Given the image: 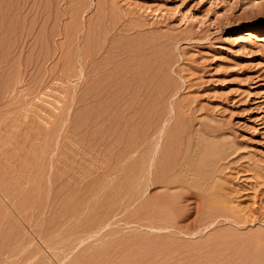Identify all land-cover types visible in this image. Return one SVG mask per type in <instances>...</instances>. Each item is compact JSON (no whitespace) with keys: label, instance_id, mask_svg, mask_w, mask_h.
<instances>
[{"label":"rangeland","instance_id":"obj_1","mask_svg":"<svg viewBox=\"0 0 264 264\" xmlns=\"http://www.w3.org/2000/svg\"><path fill=\"white\" fill-rule=\"evenodd\" d=\"M0 4V264H264V0ZM123 118L171 119L146 163L212 133L233 153L216 194L135 203Z\"/></svg>","mask_w":264,"mask_h":264},{"label":"bare ground","instance_id":"obj_2","mask_svg":"<svg viewBox=\"0 0 264 264\" xmlns=\"http://www.w3.org/2000/svg\"><path fill=\"white\" fill-rule=\"evenodd\" d=\"M1 1V0H0ZM3 1V0H2ZM6 1V0H5ZM1 5V4H0ZM1 11V10H0ZM2 16V15H1ZM98 53V52H97ZM87 55V54H86ZM92 55V54H91ZM82 56V55H81ZM93 56V55H92ZM89 57V56H88ZM92 59V58H91ZM90 59V60H91ZM80 63V62H79ZM89 63V62H88ZM88 63H86L87 64V66H89L88 65ZM82 64V63H81ZM90 64V63H89ZM82 66V65H81ZM84 66V65H83ZM85 67H86V65H85ZM90 67H91V65H90ZM84 68V67H83ZM86 68H88V67H86ZM86 68L85 69H83L84 71H88V69L86 70ZM163 68V67H162ZM70 69V68H69ZM68 69V70H69ZM71 70V69H70ZM93 70V69H92ZM83 71V72H84ZM94 71V70H93ZM98 71V70H97ZM64 72V71H63ZM90 72V71H89ZM88 72V73H89ZM140 72V71H139ZM144 72V71H143ZM160 72V71H159ZM135 73V72H134ZM138 73V72H137ZM137 73H135L134 74V76L137 74ZM146 73V72H145ZM66 74V73H65ZM86 74V76H87V72L85 73ZM85 74H83V75H85ZM91 74V73H90ZM146 75V74H145ZM84 77V76H83ZM89 76H87L86 78H88ZM78 78V77H77ZM135 78V77H134ZM104 79V78H103ZM70 80V79H69ZM86 80H90L89 78L88 79H86ZM86 80H84V82L86 81ZM159 80V79H158ZM82 82H83V80H82ZM113 82V81H112ZM157 82V81H156ZM68 83V82H67ZM110 83V82H109ZM137 83V82H136ZM113 84V83H112ZM143 84H144V82H143ZM111 85V84H110ZM116 85V84H115ZM78 86V85H77ZM101 86V85H100ZM112 87H113V85H111ZM111 86H109V87H111ZM154 86V85H153ZM107 87V86H106ZM135 87V86H134ZM136 87H137V84H136ZM97 88V87H96ZM108 88V87H107ZM107 88H105V87H103V88H101L100 87V91H99V89L96 91V90H93V91H96L97 93L95 94L96 95V98L97 97H100L101 99H102V97L104 96V95H106V91H108L109 92V90H107ZM142 88V87H141ZM90 89V88H89ZM95 89V88H94ZM133 89V88H132ZM135 89V88H134ZM87 90V89H86ZM112 91V90H111ZM135 91V90H134ZM160 91V90H159ZM145 92V91H144ZM110 93V92H109ZM108 93V94H109ZM140 93V92H139ZM92 94V93H91ZM148 94V93H147ZM86 95V94H85ZM88 95V94H87ZM86 95V96H87ZM90 95V94H89ZM143 95V94H142ZM74 96V95H73ZM85 96V97H86ZM155 96V95H154ZM95 97V96H94ZM74 98H75V96H74ZM82 98H84V97H82ZM87 98V97H86ZM91 99V98H90ZM97 99H99V98H97ZM100 99V100H101ZM133 99H134V97H133ZM137 99V98H136ZM145 99V98H144ZM147 99V98H146ZM89 100V99H88ZM88 100H86V102L88 101ZM92 100L93 101H95L93 98H92ZM135 100V99H134ZM140 100V99H139ZM143 100V99H142ZM141 100V101H142ZM84 101V100H83ZM98 102H99V100H97ZM145 102H146V100H144ZM85 102V103H86ZM92 101H90V103H91ZM96 102V101H95ZM119 102V101H118ZM88 103H89V101H88ZM89 103V104H90ZM128 103V102H127ZM126 102H125V104H127ZM130 103V102H129ZM128 103V104H129ZM133 103V102H132ZM131 103V104H132ZM123 104V103H122ZM138 104V103H137ZM140 104V103H139ZM142 104V103H141ZM130 105V104H129ZM87 106V105H86ZM123 106V105H122ZM137 106H139V105H136V107ZM113 107H115V106H113ZM112 107V109H114L115 110V108H116V110L115 111H117L118 110V108L117 107H115V108H113ZM124 107V106H123ZM70 108V107H69ZM110 108V107H109ZM100 109V108H99ZM56 110H58V109H56ZM60 110V109H59ZM58 110V111H59ZM63 110H64V108H63ZM70 110H72V109H70ZM69 110V111H70ZM102 110V109H101ZM127 110V109H126ZM130 110V109H129ZM162 110V109H161ZM174 106L173 105H171V107H170V114L172 115L173 114V112H174ZM61 111V110H60ZM88 111V110H87ZM100 112V111H99ZM103 112V111H102ZM112 112V111H111ZM127 111H125V113H126ZM133 112V111H132ZM136 112H138V111H136ZM143 112V111H142ZM73 113V112H72ZM97 113V112H96ZM96 113H95V115H96ZM135 113V112H134ZM175 113V112H174ZM71 114V113H70ZM69 113H68V119H69V115H70ZM104 114V113H103ZM114 114H116L117 115V113L116 112H114ZM114 114H112V115H114ZM132 114V113H131ZM160 114V113H159ZM168 114V113H167ZM98 115V114H97ZM111 115V116H112ZM124 115L125 114H123V117H124ZM130 115V114H129ZM133 115V114H132ZM175 115V114H174ZM99 116V117H98ZM98 116H96V118L98 117V120L99 119H103L104 120V115L102 116V114H100V115H98ZM120 116V115H119ZM67 117V116H66ZM115 117V116H114ZM127 117L129 118V119H127ZM95 118V119H96ZM109 118H111L110 116H109ZM112 118H113V116H112ZM125 118V117H124ZM123 118V119H124ZM131 118V119H130ZM132 118L133 117H129V116H126V120H130L129 121V123L131 122V120H132ZM155 118V117H154ZM172 118V117H171ZM174 118V117H173ZM114 119V118H113ZM124 119V121H123V123L125 122H127L126 120ZM133 119H135V118H133ZM158 119V118H157ZM162 119V118H161ZM63 120V119H62ZM65 120V119H64ZM97 120V121H98ZM115 120V119H114ZM114 120H112L113 122H114ZM171 121V119L170 118H166L165 120H163L161 123H160V125L159 126H157V124L156 125H152V128H151V125H150V128H151V130H148V128H146L145 127V125H143L142 126V128L144 129V127H145V132H143V130H140L139 128H138V130L136 129V131L135 132H133V129L132 130H130L131 129V127H134V125H133V123H132V126L130 127V129H129V124L128 123H126V125L125 126H128V132L130 131V132H132V133H134V134H132V133H130V134H128V133H125V134H128V138H126L127 139V142L125 143V141L124 140H122V137L121 138H119V142H120V144H119V147H120V145H122L121 143H124V145H122V150L121 151H123V153L125 154L126 153V155H127V157L131 160V159H133V163H131V172H130V182L132 183V185L134 186V187H131L133 190H135L136 192H134V193H132V196L133 197H131V195H130V197L131 198H133V201L135 202V201H137L138 202V200H137V198L138 197H140L139 196V194L138 193H140V190H142V187H144V189H146V190H148L147 188H148V186L150 187L151 185H157L158 186V188H159V195L160 196H162L161 198H163V196L164 197H173V199L175 198V197H177V196H180V195H182V194H184L185 193V195H186V192L188 191H185V189H195L196 191L198 190L199 192V194H201V196H204V197H202V198H206V200H208L209 198H210V196L212 195V194H216L215 192V189H216V183H218V182H216V179H217V175H218V171H219V169H221L220 167H222V165H223V163L233 154L230 150H228L227 149V147H224L223 145H220V143H218L217 144V140L214 142L213 141V137L214 136H212L213 134L212 133H209V132H199L198 133V135H199V139L197 140V143H191V147L187 150V151H185L184 153H182L180 156H181V158H179L180 156L178 155L177 157H176V159H170V157H168L167 159H166V161L164 162L163 161V159H162V162H160V161H158V162H160V163H156L155 162V158L159 155V153H157V152H154L153 153V157H154V154H155V157L153 158H150L151 159V162H147L146 163V149H147V146L145 147V145L147 144V142L148 141H155L156 140V142H159V140L162 138V137H164V134L166 133V128H167V122L168 121ZM67 121V120H66ZM96 121V120H95ZM97 121H96V124H97ZM136 122H138L137 120H135ZM99 122H100V120H99ZM105 122V121H104ZM121 122V121H120ZM134 122V121H133ZM136 122H134V123H136ZM172 122V121H171ZM58 123H59V121H58ZM124 123V124H125ZM130 123V124H131ZM155 123V122H154ZM167 123V124H166ZM64 124V123H63ZM101 124V123H100ZM124 124H122V122H121V125H123L124 126ZM138 124V123H137ZM137 124H136V126L135 127H137ZM57 126V125H56ZM64 126V125H63ZM120 126V125H119ZM139 126V125H138ZM146 126H147V124H146ZM59 127V126H58ZM109 127H110V125H109ZM113 127V126H112ZM134 127V128H135ZM54 128V127H53ZM117 128H118V126H117ZM61 129H63V128H61ZM109 129V128H108ZM113 129H115V128H113ZM124 129V128H123ZM116 130H118V129H116ZM53 131H54V129H53ZM60 131V130H59ZM62 131V130H61ZM113 131V130H112ZM110 132V131H109ZM115 133H117L116 131H114ZM120 131L118 130V134L119 135H117V138L120 136V133H119ZM126 132H127V130H126ZM52 133V132H51ZM54 133V132H53ZM52 133V134H53ZM104 133V132H103ZM115 133H114V135H113V137L115 136ZM124 133V132H123ZM51 134V135H52ZM58 134V133H57ZM167 134V133H166ZM48 135V134H47ZM60 135H61V133H60ZM99 135V134H98ZM104 135H105V133H104ZM111 135V134H110ZM56 136H58V138H60V136L59 135H56ZM62 136V135H61ZM106 136V135H105ZM124 136H126V135H124ZM48 137V136H47ZM91 137V136H90ZM102 137H103V135H102ZM113 137H111V139L110 140H112L113 139ZM216 137V136H215ZM105 138V137H104ZM108 138V137H107ZM115 138H116V136H115ZM115 138L112 140L113 142H114V140H115ZM116 138V140H118ZM54 139V138H53ZM52 139V140H53ZM89 139V138H88ZM100 139H101V137H100ZM163 139V138H162ZM161 139V140H162ZM217 139V138H216ZM105 140V139H104ZM103 140V141H104ZM107 140V139H106ZM109 140V141H110ZM59 141V140H58ZM97 141V140H96ZM163 141V140H162ZM161 141V142H162ZM100 142V141H99ZM116 142V141H115ZM164 142V141H163ZM59 143V142H58ZM102 143V142H101ZM118 143V142H117ZM160 143V142H159ZM156 144V143H155ZM96 145V144H95ZM110 144H108V146H109ZM150 145V144H149ZM161 145V144H160ZM159 145V146H160ZM187 145V144H186ZM189 145H190V142H189ZM220 145V146H219ZM226 145V144H225ZM107 146V145H106ZM114 146V145H113ZM113 146H112V151L113 150H115V149H113ZM162 146V145H161ZM100 147V146H99ZM98 147V148H99ZM153 147V146H152ZM155 147V146H154ZM153 147V148H154ZM156 147H157V149L160 151L161 149H159L158 148V144L156 145ZM186 147V146H185ZM102 148V147H101ZM100 148V149H101ZM109 148V149H110ZM117 148V147H116ZM150 148V147H149ZM103 149V148H102ZM97 150V149H96ZM106 150V149H105ZM105 150H104V152H105ZM150 150V149H149ZM101 151V150H100ZM154 151V150H153ZM156 151V150H155ZM91 152H92V150H91ZM99 152V151H98ZM103 152V153H104ZM120 152V151H119ZM182 152H183V150H182ZM100 153V152H99ZM150 153V152H149ZM156 153L158 154L157 156H156ZM181 153V152H180ZM110 154H113V152L112 153H110ZM115 154V153H114ZM113 154V155H114ZM151 154V153H150ZM161 154V153H160ZM184 154V155H183ZM102 155V154H101ZM107 156V155H106ZM109 156V155H108ZM125 156V155H124ZM148 156H149V154H148ZM174 156H176V155H174ZM97 157H98V155H97ZM112 157V156H111ZM114 157V156H113ZM122 157V156H121ZM121 157L119 158L120 160H121ZM142 159L141 160V162H139V161H137V159ZM161 158H163V157H161ZM174 158V157H173ZM106 159V158H105ZM125 159H127V158H125ZM103 160V159H102ZM107 160V159H106ZM119 161V160H118ZM127 161H129L128 159H127ZM105 162V161H104ZM103 162V163H104ZM112 162H114V161H112ZM111 162V163H112ZM101 163H102V161H101ZM116 163V162H115ZM108 164V163H107ZM102 167V166H101ZM124 168V167H123ZM103 169V168H102ZM106 170V169H105ZM51 173V172H50ZM50 173H49V175H50ZM48 174V173H47ZM129 178V177H128ZM52 181V180H51ZM79 182H82L83 180H78ZM54 182V181H53ZM113 182V181H112ZM84 183V182H83ZM81 184V183H80ZM143 185V186H142ZM142 186V187H141ZM145 186H147V187H145ZM219 186V185H218ZM130 188V189H131ZM151 188V187H150ZM143 189V190H144ZM218 189V188H217ZM216 189V190H217ZM194 191V190H193ZM130 192H131V190H130ZM130 192H129V194H130ZM148 192V191H147ZM147 192H144V193H147ZM191 192V191H190ZM189 192V193H190ZM195 194V193H194ZM136 195H138V197H136L135 198V196ZM140 195H143L142 193H140ZM144 195H146V194H144ZM143 195V196H144ZM197 195V194H196ZM214 195H212V197L214 196ZM160 196H158V198L160 197ZM128 197V196H127ZM160 198V199H161ZM130 199V198H129ZM163 199H165V198H163ZM178 199V198H177ZM180 199H181V197H180ZM132 200V199H131ZM211 200V199H210ZM209 200V201H210ZM133 201H131V202H133ZM164 201V200H163ZM166 201L167 200H165L164 202L166 203ZM176 201V200H175ZM215 201V200H214ZM131 202L129 201L128 203L129 204H131ZM134 202H133V204H134ZM137 202H135V203H137ZM178 202V201H177ZM216 202H217V200H216ZM168 203H169V200H168ZM167 203V205H166V207L161 203V206H160V209L161 210H166V212L168 213V211H167V206L170 204H168ZM207 203V202H206ZM219 203V202H218ZM129 204H127V205H129ZM133 204H131V206L133 205ZM176 204V203H175ZM217 205V204H216ZM130 206V205H129ZM131 206H130V209L129 210H131L132 208H131ZM170 206V205H169ZM222 206H223V209H224V206H225V204L224 205H220V207H221V209H222ZM125 208H127L126 206L124 207V211L126 212V209ZM129 208V207H128ZM127 208V209H128ZM166 208V209H165ZM216 208V207H215ZM219 208V207H218ZM156 209V208H155ZM161 210H158L157 209V211L156 212H154L153 213V215L158 219V218H160L161 220H162V218H164L163 216H165V215H163V212L161 211ZM169 210V209H168ZM128 211V210H127ZM153 211V210H152ZM175 212V211H174ZM124 213V212H123ZM166 213V214H167ZM125 215V214H124ZM152 215V214H151ZM150 215V216H151ZM137 216H138V214H137ZM149 216V215H148ZM153 216V217H154ZM168 216H169V214H168ZM140 218V217H139ZM168 218V217H167ZM166 218V219H167ZM151 219H152V217H151ZM109 220V219H108ZM115 220V219H114ZM112 221V220H111ZM164 221V220H163ZM107 222V221H106ZM109 223V222H108ZM165 224H166V222H165ZM102 225V224H101ZM170 225V224H169ZM107 226V225H106ZM111 226V225H110ZM153 226V225H152ZM160 226H163V225H161L160 224ZM171 226V225H170ZM108 227H109V225H108ZM151 227V226H150ZM167 227H169L168 225H165L164 227H159V228H162V229H168ZM102 228H104V227H102ZM106 228V227H105ZM152 228V227H151ZM99 229V228H98ZM100 231V230H99ZM93 232V231H92ZM90 233V232H89ZM77 236V235H76ZM75 236V237H76ZM81 236V235H80ZM70 240H71V238H70ZM62 241V240H61ZM76 241V240H75ZM65 242H67V241H65ZM70 242V241H69ZM71 242H72V240H71ZM77 242V241H76ZM63 243V242H62ZM73 243V242H72ZM67 244V243H66ZM76 244V243H75ZM63 245H65V243L63 244ZM72 246V245H71ZM66 247V246H65ZM70 250V249H69Z\"/></svg>","mask_w":264,"mask_h":264}]
</instances>
